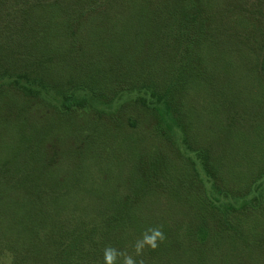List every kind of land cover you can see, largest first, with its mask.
<instances>
[{
	"label": "rangeland",
	"instance_id": "obj_1",
	"mask_svg": "<svg viewBox=\"0 0 264 264\" xmlns=\"http://www.w3.org/2000/svg\"><path fill=\"white\" fill-rule=\"evenodd\" d=\"M212 2L218 11V20L212 23L216 27L214 32L224 48L229 46L236 53L247 43V37L240 35L245 33L247 23L248 28L252 25L241 19L250 17L245 11L246 6L251 10L254 24L255 33H252L251 41L257 38L259 42H264V4L260 5L258 0ZM113 9L112 12L119 14L132 11L127 0H121L120 5ZM104 21L110 23L104 24L106 26L113 25L106 17ZM223 51L219 48L218 53ZM160 53L168 59L171 56V50H158ZM223 53L226 58L229 57L227 52ZM103 54L106 53L96 54V57ZM257 57L260 61L264 59V46ZM107 67L108 71L101 69L103 74L109 75L113 67ZM67 70L63 68L61 71L68 73ZM55 71L59 75L63 73L59 69ZM92 71L87 67H74L67 78ZM230 73L236 78L242 72L238 67ZM65 82L68 84L67 80ZM237 82L240 84L239 78L234 79V83ZM205 83L206 78L190 89L192 128L186 140H183L179 124L170 120L173 128L176 127L175 137L181 142L180 150L175 141L172 144L161 136L157 137L155 130L149 128L150 125L157 128L154 125L158 116L155 113L151 115L147 110L150 96L139 91L125 90L112 103L87 99L90 103L87 110L64 111L71 105L64 106L57 99L59 95H52L55 107L48 108L44 102L37 103L31 94L13 89L8 92V87H3L8 94L3 96L0 91V218L7 222L0 225V264H61L53 254L61 243L60 235L72 232L74 226L81 222L91 233L99 230L98 235H107L105 241L97 244L82 242L81 246L86 250L101 252L99 257H94L98 262L104 259L112 263L114 259L115 264H260L264 261V248L245 242L242 239L245 234L233 235V241L230 244L225 241V246L215 244L212 247L215 253L205 252L199 243V236L190 234L193 235L194 241L190 236L193 243L187 239L190 213L189 205L182 204L178 196L182 192L175 189L171 194L166 191L171 195L169 197L161 185L155 190V197L152 189L142 183L149 182L148 174L153 178L154 169L148 168L146 158L154 155L150 152L151 156H147L146 153L155 150L159 174L166 170V166L173 172L179 171L172 166L179 167L183 160L189 166V178L197 180L193 175L194 166L199 169L203 184L199 189L197 185L189 187L188 183H184L186 198L198 197V192L202 190L210 203H216L218 198L227 203L234 202L235 198L230 195L224 197L212 187L214 177L203 164L204 155L220 157L221 162L225 160L223 167L219 161V167L226 172V189H242L247 185L245 192H249L256 175L261 172L260 166L264 167L261 157L264 155V141L258 140L260 142L254 144L253 140H257L258 136L247 134L251 126L236 114L234 108L227 107L222 113V106L216 97L210 89L203 87ZM225 93L230 99L234 97L232 92ZM263 108L264 104L260 110ZM195 109L200 111V115ZM263 119L257 120L259 125L263 124ZM199 151L202 153L198 157ZM181 153L188 154L182 156ZM178 183L183 186V183ZM10 186L20 187L18 191L21 193L17 198L2 194ZM24 186L30 189L26 192ZM258 188L255 187L246 198L251 200L259 195ZM226 189L224 191H228ZM114 200L130 202L127 209L130 213L124 219V225H102L106 211L101 215V208L113 204ZM37 229L35 243L33 236ZM56 232L57 236H54ZM5 234L7 243L3 244ZM95 238L98 240L97 235ZM25 244L30 250H35V254L26 256L27 250L22 248ZM17 247L22 255L14 258L12 250Z\"/></svg>",
	"mask_w": 264,
	"mask_h": 264
},
{
	"label": "trees",
	"instance_id": "obj_2",
	"mask_svg": "<svg viewBox=\"0 0 264 264\" xmlns=\"http://www.w3.org/2000/svg\"><path fill=\"white\" fill-rule=\"evenodd\" d=\"M120 1L0 0V91L3 96L13 89L19 93L31 94L37 103L44 102L46 107L51 108L55 107L52 95L56 94L64 106L71 105V108L64 111H77L89 108L87 99L94 102L96 98L100 102L112 103L125 90L139 91L150 96L147 110L151 115L155 113L158 116L157 124L154 125L157 128L154 129L152 125L149 128L155 130L157 137L161 136L172 144L175 141L180 150L181 142L175 137L176 127L173 128L170 120L179 124L183 130V140H186L192 128L190 89L206 78L203 87L210 89L216 97V101L222 106V113L227 107L234 108L236 114L241 115L251 126L247 134L251 137L258 136L257 140H253L254 144L264 141V122L259 125L257 121L264 118V108L260 110V106L264 104V59L260 61L257 57L263 51L264 42H259L257 38L251 41L252 33L255 32L248 6L245 11H248L250 17L244 16L241 19H246L252 25L248 28L247 23L245 33H240L243 38L247 37V43L233 53L231 47L224 48L218 42V35H215L216 27L212 23L218 20V11L212 0H127L128 7L132 10L130 13L112 12L113 8L120 5ZM258 1L260 5L264 4V0ZM104 17L111 20L113 25H104L110 24L104 21ZM262 21L264 22L263 18ZM219 48L227 52L229 57L226 58L223 52L218 53ZM163 49L171 50L169 59L162 56V53L158 54V50L162 52ZM101 52L106 54L96 57ZM89 57L96 59L93 61ZM108 65L115 66L109 71V75L103 74L101 68L108 71ZM74 67H87L93 71L74 75L76 78H67L71 76ZM238 67L242 73L236 75L240 84H235L236 78L230 72ZM63 68L68 69V73L61 71ZM56 69L63 73L56 74ZM3 87H8V92ZM89 92L91 94L88 95ZM225 92H232L234 97L228 98ZM141 99L140 97L139 100ZM195 110L200 115V111ZM154 151L146 153L151 156L152 152L156 157L146 158L149 161L148 168L154 169L153 178L147 170L144 178L148 174L149 182L142 183L152 189L155 197V190L161 185L164 192L172 194L171 191L175 189L182 192L178 196L182 204L185 202L189 205L190 213L187 239L191 241V236L194 241L193 235H197L203 250L215 253L212 249L215 244L225 246L226 242L230 244L233 241V235L245 234L242 237L245 242L264 248V167L260 166L261 172L256 175L248 193L245 192L247 185L242 189H226V172L219 167L221 158L204 155L203 164L214 177L212 187L224 197L230 195L235 198L233 203L224 202L220 198L216 203H210L206 201L202 190L198 192V197L186 198L184 183H188L189 187L197 185L199 189L203 184L196 165L193 175L197 180L195 177H188L190 169L184 160L179 167L172 166L179 171L173 172L166 166V170L159 174L157 153ZM201 153L199 151L197 156H201ZM181 154L186 156L188 153ZM261 157L264 159V155ZM254 159L255 157L252 158L253 161ZM224 162L222 159V167ZM175 180L183 183V186L178 182L175 184ZM259 181L262 182L258 183ZM24 187L26 192L30 189L28 186ZM255 187H260L259 195L251 200L246 198ZM225 189L228 191H224ZM18 190L19 186H10L2 194L17 198L21 193ZM168 193L167 196L170 197ZM135 194H138L136 190ZM128 208L130 202L121 200L104 205L101 215L104 210L106 214L102 225H124V219L130 213ZM5 222L7 220L1 217L0 225L3 226ZM177 225L181 227L180 223ZM34 231L36 243L38 229ZM99 232L97 230L91 233L84 222L76 224L72 232L60 235L62 240L54 251V256L61 264H115L114 259L112 263L104 259L96 261L94 257H99L101 252L90 251L89 248L86 250L81 246L82 242L97 244L105 241L107 235H98ZM5 236L3 244L7 243V234ZM22 248L27 250L26 256L35 254V250H30L26 244ZM12 251L14 258L22 255L18 247ZM262 257L264 259V255ZM260 264H264V261Z\"/></svg>",
	"mask_w": 264,
	"mask_h": 264
}]
</instances>
